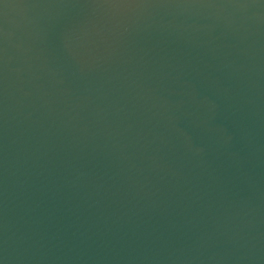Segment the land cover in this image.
<instances>
[{
  "label": "water",
  "instance_id": "1",
  "mask_svg": "<svg viewBox=\"0 0 264 264\" xmlns=\"http://www.w3.org/2000/svg\"><path fill=\"white\" fill-rule=\"evenodd\" d=\"M0 264H264V0H0Z\"/></svg>",
  "mask_w": 264,
  "mask_h": 264
}]
</instances>
